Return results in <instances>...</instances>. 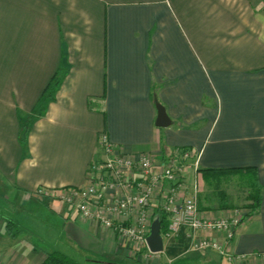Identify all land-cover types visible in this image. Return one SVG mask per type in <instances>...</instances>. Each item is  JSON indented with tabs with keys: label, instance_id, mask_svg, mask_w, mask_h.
<instances>
[{
	"label": "crops",
	"instance_id": "obj_1",
	"mask_svg": "<svg viewBox=\"0 0 264 264\" xmlns=\"http://www.w3.org/2000/svg\"><path fill=\"white\" fill-rule=\"evenodd\" d=\"M58 70L53 100L22 145L20 124ZM155 100L171 122L166 128L155 126ZM102 132L124 154L149 153L155 164L189 150L200 154L201 171L255 167L261 203L229 243L227 255L240 256L237 261L211 249L195 251L185 228L163 239L155 261L264 264L259 0H0V199L9 210L44 205L57 215L64 253L81 263L124 264L137 259L112 230L83 219L54 195L37 194L83 185L88 167L101 157ZM185 168L187 186L204 182L192 160ZM158 207L154 199L147 208L151 224ZM7 222L0 221V264H41L60 250L58 244L23 245Z\"/></svg>",
	"mask_w": 264,
	"mask_h": 264
},
{
	"label": "built area",
	"instance_id": "obj_2",
	"mask_svg": "<svg viewBox=\"0 0 264 264\" xmlns=\"http://www.w3.org/2000/svg\"><path fill=\"white\" fill-rule=\"evenodd\" d=\"M259 2L264 8V0ZM97 143L101 157L88 167L83 185L61 189L59 193L39 189L37 194L54 195L83 219L112 230L139 260L157 258L159 254L151 253L146 242L151 226L147 208L158 199V208L168 220L162 239L176 237L185 228L193 237L195 251L211 249L233 259L227 255L228 246L243 218L238 214L201 217L197 183L189 182L187 186L184 181L185 163L192 160L196 171L200 154L176 150L166 163L155 164L149 153L137 158L124 154L104 132L99 134ZM180 192L185 194L182 200ZM213 233L220 239L207 236ZM238 258L235 256L232 261Z\"/></svg>",
	"mask_w": 264,
	"mask_h": 264
},
{
	"label": "rangeland",
	"instance_id": "obj_3",
	"mask_svg": "<svg viewBox=\"0 0 264 264\" xmlns=\"http://www.w3.org/2000/svg\"><path fill=\"white\" fill-rule=\"evenodd\" d=\"M194 155L196 154L194 153ZM200 171L201 170H199V172ZM226 174H222L219 177L208 178L198 185V209L199 213L203 214L201 217L206 218L215 216L213 211L217 210H221L225 213L221 215L238 214L240 217H244L252 209L249 198L254 193V189L251 187L252 183L247 174L238 170ZM33 203L34 205H38V202ZM41 206L43 207L37 210H29L28 208H20L17 211L16 209L9 210L8 206L0 199V221L8 219L7 223L10 222L9 224L12 226L8 225L7 228L13 230L19 240L24 242L23 245L32 244L33 246H37L42 242L49 246H56L58 244L60 251L67 252L65 251L67 247L59 242L62 230L59 217L50 212L44 205ZM211 213H213V215ZM234 257L235 256H232V260H234ZM155 258L156 257L137 259L139 262L136 260H124L126 261L124 264H156ZM82 264L90 263L86 262Z\"/></svg>",
	"mask_w": 264,
	"mask_h": 264
},
{
	"label": "trees",
	"instance_id": "obj_4",
	"mask_svg": "<svg viewBox=\"0 0 264 264\" xmlns=\"http://www.w3.org/2000/svg\"><path fill=\"white\" fill-rule=\"evenodd\" d=\"M60 71H56L55 74L52 76L48 84L46 85L45 89L43 90L41 97L39 99L38 105L36 109L33 110V113L29 116H26L25 119L20 124L19 129V142L20 144H24L27 140L31 125L36 117L39 116V112L43 110L44 104L48 101H52L53 97L57 91V88L61 81ZM200 169H197V172H199ZM234 170L241 171L245 174H247L249 180L251 181V187L254 189V193L249 198V201L251 202V210L249 213H247L243 218V221L254 214L261 203V185L259 183L258 179V171L255 167H247L245 169H220V170H206V171H200L203 176V180L206 181L208 178L211 177H219L222 174H230ZM226 174V175H227ZM219 211V210H218ZM221 211V210H220ZM156 217L160 222L161 225V233H163L167 227V214L158 209L156 212ZM138 261V260H137ZM139 262V261H138ZM41 264H82L79 260H77L74 257L69 256L68 254L60 251V250H54L46 254L45 259Z\"/></svg>",
	"mask_w": 264,
	"mask_h": 264
},
{
	"label": "water",
	"instance_id": "obj_5",
	"mask_svg": "<svg viewBox=\"0 0 264 264\" xmlns=\"http://www.w3.org/2000/svg\"><path fill=\"white\" fill-rule=\"evenodd\" d=\"M157 117L155 121V126L157 128H166L168 127L171 122L166 114L165 108L155 100L154 102ZM148 250L151 253H161L163 251V239L161 236V225L158 219H155L151 226L149 235L146 238Z\"/></svg>",
	"mask_w": 264,
	"mask_h": 264
}]
</instances>
